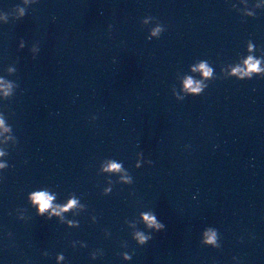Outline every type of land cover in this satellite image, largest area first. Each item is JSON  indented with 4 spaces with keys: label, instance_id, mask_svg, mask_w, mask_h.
Wrapping results in <instances>:
<instances>
[{
    "label": "clouds",
    "instance_id": "obj_1",
    "mask_svg": "<svg viewBox=\"0 0 264 264\" xmlns=\"http://www.w3.org/2000/svg\"><path fill=\"white\" fill-rule=\"evenodd\" d=\"M247 63L249 64V71H260V69H259V63L260 62L258 60L253 61V58L249 57L247 60ZM200 67L204 70L205 76L210 75V71H211L210 69H207L205 65H201ZM236 71H239V69H236ZM192 84H193V81L191 79H189L186 82V86L189 88H191ZM192 91L193 92L199 91V86L197 85V87L192 88ZM2 124H3V121L0 120V125H2ZM0 154H2V153H0ZM0 167H3V165H0ZM110 168L112 170H118L120 168V165L113 163L110 165ZM53 199H54V197L49 195L47 192H38V193L33 194V196H32L33 203L38 205L37 212L40 215H43V213L46 210H48L49 208L52 207V200ZM74 204H75L74 200L70 201L67 206H65L64 208L61 209V211H67L68 208L72 207ZM53 214H58L56 212V209H53ZM143 218L147 222L149 227H152V226H155L156 228L163 227L162 224H157L154 216H150V215L145 214ZM138 236L140 239V243L143 244L145 241V237H143L140 234H138ZM214 241H215V234L214 233L207 236V241H206L207 243H214ZM126 258H128V257H126Z\"/></svg>",
    "mask_w": 264,
    "mask_h": 264
}]
</instances>
